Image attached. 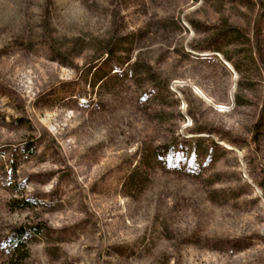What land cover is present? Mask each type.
Masks as SVG:
<instances>
[{
  "label": "rangeland",
  "instance_id": "obj_1",
  "mask_svg": "<svg viewBox=\"0 0 264 264\" xmlns=\"http://www.w3.org/2000/svg\"><path fill=\"white\" fill-rule=\"evenodd\" d=\"M22 227L23 264H264V0H0V264Z\"/></svg>",
  "mask_w": 264,
  "mask_h": 264
},
{
  "label": "trees",
  "instance_id": "obj_2",
  "mask_svg": "<svg viewBox=\"0 0 264 264\" xmlns=\"http://www.w3.org/2000/svg\"><path fill=\"white\" fill-rule=\"evenodd\" d=\"M13 204L16 205V207H19L18 201H14ZM27 238H28V229L23 228V227L18 229V236L16 238V246L14 248V253L12 254V256L10 258V264H23L26 257H28V253H26V252L22 253L21 252V248H23L22 244L25 243V239H27ZM22 240H23V242H22Z\"/></svg>",
  "mask_w": 264,
  "mask_h": 264
}]
</instances>
